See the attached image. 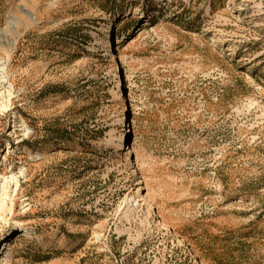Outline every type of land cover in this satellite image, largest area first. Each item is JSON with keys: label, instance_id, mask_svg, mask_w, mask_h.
<instances>
[{"label": "rangeland", "instance_id": "rangeland-1", "mask_svg": "<svg viewBox=\"0 0 264 264\" xmlns=\"http://www.w3.org/2000/svg\"><path fill=\"white\" fill-rule=\"evenodd\" d=\"M0 203V264H264V0H0Z\"/></svg>", "mask_w": 264, "mask_h": 264}, {"label": "bare ground", "instance_id": "bare-ground-1", "mask_svg": "<svg viewBox=\"0 0 264 264\" xmlns=\"http://www.w3.org/2000/svg\"><path fill=\"white\" fill-rule=\"evenodd\" d=\"M113 55V57H112V60H115L117 57L119 58V56L117 55V54H115V53H113L112 54ZM126 123H127V117L124 115L123 116V118L121 119H119V124L121 125V124H123L124 126L126 125ZM125 140H126V136L125 135H123V134H121L120 135V137L118 138V140H116L117 141V143H116V149L118 150L119 149V144H120V146L122 147H124V149H125V146H126V144H125ZM124 161H127V164L128 165H132V159H131V157H129V152H128V149L126 150V156L124 157V159H123ZM134 168H131V171L129 172V174L130 175H134L136 172L133 170ZM144 200H145V203H146V205H147V207L146 208H150V203H149V201L146 199V198H144ZM3 202V201H2ZM0 205H3L2 203H0ZM3 236H5V235H3Z\"/></svg>", "mask_w": 264, "mask_h": 264}]
</instances>
